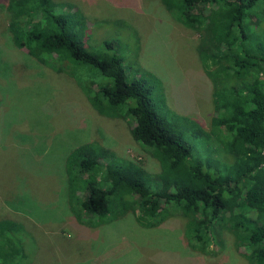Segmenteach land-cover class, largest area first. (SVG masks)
Wrapping results in <instances>:
<instances>
[{"label": "trees", "instance_id": "1", "mask_svg": "<svg viewBox=\"0 0 264 264\" xmlns=\"http://www.w3.org/2000/svg\"><path fill=\"white\" fill-rule=\"evenodd\" d=\"M159 2L198 34L199 63L212 74L213 114L203 136L215 140L219 163L192 161L178 125L201 136L200 127L166 108L158 114L145 84L127 82L116 56L87 51L78 9L53 0H0L12 46L71 78L98 115L132 121L131 138L158 165L150 174L97 143L77 145L62 157L66 206L89 227L135 211L137 226L151 229L176 213L194 252L207 253L227 232L247 264H264V43L243 45L264 0ZM21 231L17 222L0 220V264L26 261Z\"/></svg>", "mask_w": 264, "mask_h": 264}, {"label": "rangeland", "instance_id": "2", "mask_svg": "<svg viewBox=\"0 0 264 264\" xmlns=\"http://www.w3.org/2000/svg\"><path fill=\"white\" fill-rule=\"evenodd\" d=\"M53 1L80 11L87 51L116 56L127 82L145 84L158 114L166 108L200 127L201 136L178 125L192 161L219 163L215 140L203 136L213 114L212 74L199 63L196 32L176 22L159 0ZM258 15L243 45L264 43V13ZM131 125L98 115L71 78L16 50L0 8V220L20 224L24 264H247L227 232L207 253L194 252L176 213L151 229L137 226L135 211L96 227L74 220L62 172V157L73 147L94 142L150 174L158 172L155 160L131 138Z\"/></svg>", "mask_w": 264, "mask_h": 264}]
</instances>
